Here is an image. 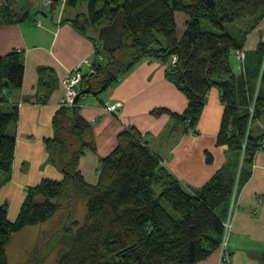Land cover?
Listing matches in <instances>:
<instances>
[{"label":"trees","instance_id":"1","mask_svg":"<svg viewBox=\"0 0 264 264\" xmlns=\"http://www.w3.org/2000/svg\"><path fill=\"white\" fill-rule=\"evenodd\" d=\"M10 1L1 6L0 21L15 15ZM79 1L52 0L50 11L54 12L59 2L75 7ZM88 1L90 24L111 23L124 15L122 46L108 50L107 63L95 65L97 76L114 63L117 71L107 72L96 92L100 93L104 84L117 80L142 59L155 57L168 64L167 77L185 94L189 105L181 114L167 108H157L152 114H170L196 130L209 91L218 87L225 112L217 144L226 145L230 155L206 184L193 188L151 151L139 130L129 128L119 134L118 147L102 160L98 183L90 184L77 171V163L86 149L94 148L86 142L91 125L74 111L73 122L70 117L57 116L56 134L47 144L66 177L43 180L30 187L15 219L9 216L8 203H0V264L9 262L8 243L27 226L49 221L62 206L60 198L65 194L69 197L70 192L86 202V214L81 225L74 220L76 211L70 209L63 231L55 239L58 245L69 246L61 264L206 261L220 250L231 204L251 175L257 151L264 149V131L255 134L250 123L253 102L252 122L264 117L263 89L260 87L256 96L254 84L259 71L250 78L235 72L232 51L241 44L225 31L227 24L241 20L258 25L264 19V0ZM203 19L217 32L204 29ZM74 23L85 31L80 19ZM257 52L262 64L264 41L259 43ZM24 76L25 61L20 51L0 55V173L5 174L7 182L17 141L9 127L19 120V108L9 104L8 96L22 87ZM91 83V79L84 78V84L92 87ZM61 111L66 114L65 107ZM207 161L212 162L210 153ZM48 244L47 241L44 249ZM42 245L40 242L37 246L38 253ZM260 264H264V250Z\"/></svg>","mask_w":264,"mask_h":264},{"label":"crops","instance_id":"2","mask_svg":"<svg viewBox=\"0 0 264 264\" xmlns=\"http://www.w3.org/2000/svg\"><path fill=\"white\" fill-rule=\"evenodd\" d=\"M5 2L0 0V9ZM61 3L59 15L49 16L48 22L36 19L33 10L26 8L22 15L14 11L8 21H0V55L20 51L25 61L23 85L8 96L9 104L19 108V120L9 127L17 138L11 178L8 182L0 180V203H8L10 218L18 215L30 187L47 179H65L66 174L55 162L47 140L56 134L55 118L66 116L71 122L73 111L91 125L86 142H91L94 148L86 149L77 163V171L88 183H98L102 160L118 147L119 134L136 128L151 151L184 184L193 188L206 184L229 156L228 147L217 144L225 112L220 90L213 87L209 91L196 130L170 114H152L157 108L181 114L189 105L185 94L167 77L168 64L155 57L142 59L97 93L104 79H95V65L107 63L108 50L122 46L124 15L111 23L93 25L86 12ZM79 19L85 31L74 23ZM76 68L81 69L84 78L91 79L92 87L84 84L83 79L77 106L65 108L64 114L63 80ZM106 102L118 104L117 111L106 112L103 108ZM262 125L264 119H259L255 134L262 132ZM209 153L212 162L207 161ZM233 209L230 232L232 229V236L237 239L246 236L247 240L240 242L233 257L227 251L225 262L217 250L199 264H260L264 250V149L257 151L251 175L238 191ZM230 245L232 248L229 241V248Z\"/></svg>","mask_w":264,"mask_h":264},{"label":"rangeland","instance_id":"3","mask_svg":"<svg viewBox=\"0 0 264 264\" xmlns=\"http://www.w3.org/2000/svg\"><path fill=\"white\" fill-rule=\"evenodd\" d=\"M41 1L42 0H11L10 5L15 9L16 12H19L20 15H22V10L24 8H26V10L32 9L33 17L35 18L37 17L36 19H39L41 21L45 20V22L46 21L48 22L47 18L49 16H54V15L58 16L59 12L62 10L61 2H59L58 6L55 8V11L51 12L50 10H47L43 7ZM99 2L103 4L105 0H99ZM88 3H89L88 0H80L79 4L75 6L76 11L86 12L87 18H89ZM203 28L206 30L217 32V30L211 25V23L207 19H203ZM225 31L237 38L238 42L241 44V47H239L238 49L244 50L246 53L245 62L243 64L244 66H239L237 62L234 60V58L232 59L235 72L238 74L243 72L247 74L250 78V76L256 75L257 71H259L258 74L259 77H257L254 82L257 89L256 96L260 87L263 89V93H264V78L262 81V74L264 73L263 72L264 59L262 64H260L257 57L258 45L260 42L264 41V19L256 26H252L251 21L245 22L241 20L237 22H232L226 25ZM116 66L117 65L115 63L111 64V66H108L107 69H104L102 72H100L99 75L95 77V79L98 80L104 79V77H106L107 75V72L115 73L117 71ZM104 86L105 84L103 85V87ZM215 88L220 90L218 87ZM254 105L255 102H253L252 106L250 107V112H251L250 123H252L253 128L259 122V119H257L254 123L252 122V119L254 118ZM262 119H264V117L261 118V120ZM261 130L264 131V125H262ZM228 155H230V153ZM4 176H5L4 173H0V180L1 178H4ZM73 191L77 192L76 190ZM69 197L71 198L70 201H68ZM69 197L68 195L65 194L60 198V203L62 206L49 221L45 223H41L39 225L27 226L8 243L6 247L9 258L8 264H35L38 262L40 264H61L60 259L62 258L64 253L68 250L69 246L62 244L58 245V243L55 242V239L57 237H60L63 228L65 226L64 223L67 219L70 209L76 211L74 220L79 222L81 225L85 221L84 219L86 214V206H85L86 202L82 200V198L80 197L74 198L72 192H70ZM234 202L235 201H233L231 204L230 213H233L232 210H234L233 209ZM227 222H229V224L227 223L228 229L226 232V235L228 236L227 250L222 248V246L220 247V252L223 256L222 259L224 262L226 261L227 255H229L227 254V251L230 252L231 256L233 257L234 251H236L237 247H240L241 244L240 242H245V240H247L246 236H243L240 239H237V237L232 236L231 233L232 229L230 232L231 214L228 217ZM47 241L49 242V244L46 246L47 248L44 249ZM229 241L232 242L233 244L232 248L231 245L229 248ZM40 242L43 243V245L38 253L37 246L39 245Z\"/></svg>","mask_w":264,"mask_h":264},{"label":"built area","instance_id":"4","mask_svg":"<svg viewBox=\"0 0 264 264\" xmlns=\"http://www.w3.org/2000/svg\"><path fill=\"white\" fill-rule=\"evenodd\" d=\"M44 3H47L48 1H43ZM232 58L237 62L239 66H244L246 53L244 50H233L232 51ZM84 79V75L81 72V69L76 68L75 70L71 71L63 80V83L66 88L65 96L63 97V100L61 102V105L67 108H74L77 106V97L79 95V92L81 90V83ZM118 104L116 103H110L106 102L103 106L104 110L106 112L113 113L117 111ZM229 222H225V225L228 226ZM228 229V227H227ZM226 229V232H227ZM226 232L224 234V237L221 242L222 248L226 249L227 243H228V236L226 235ZM223 249V250H224Z\"/></svg>","mask_w":264,"mask_h":264},{"label":"water","instance_id":"5","mask_svg":"<svg viewBox=\"0 0 264 264\" xmlns=\"http://www.w3.org/2000/svg\"><path fill=\"white\" fill-rule=\"evenodd\" d=\"M43 1H45V0H43ZM48 2L47 3H44L43 2V7L45 8V9H47V10H50V8H51V1L52 0H47ZM45 12H46V10H45ZM47 14V13H46ZM79 96H80V94L78 95V98H79ZM77 98V99H78Z\"/></svg>","mask_w":264,"mask_h":264},{"label":"clouds","instance_id":"6","mask_svg":"<svg viewBox=\"0 0 264 264\" xmlns=\"http://www.w3.org/2000/svg\"><path fill=\"white\" fill-rule=\"evenodd\" d=\"M62 107H64V106H62ZM65 108H67V107H65Z\"/></svg>","mask_w":264,"mask_h":264}]
</instances>
